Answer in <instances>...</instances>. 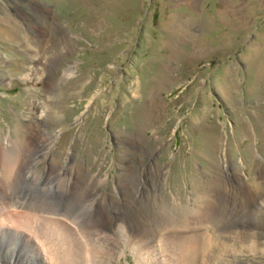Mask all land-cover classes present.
<instances>
[{
  "label": "rangeland",
  "instance_id": "rangeland-1",
  "mask_svg": "<svg viewBox=\"0 0 264 264\" xmlns=\"http://www.w3.org/2000/svg\"><path fill=\"white\" fill-rule=\"evenodd\" d=\"M17 141L24 174L86 189L76 231L110 238L106 264H184L194 233L208 246L197 264H264V0H0V156ZM31 179L16 197L71 194ZM206 202L225 220L195 227ZM163 215L175 225L157 241ZM24 235L4 236L0 264L32 255Z\"/></svg>",
  "mask_w": 264,
  "mask_h": 264
},
{
  "label": "bare ground",
  "instance_id": "bare-ground-1",
  "mask_svg": "<svg viewBox=\"0 0 264 264\" xmlns=\"http://www.w3.org/2000/svg\"><path fill=\"white\" fill-rule=\"evenodd\" d=\"M10 145L11 146L6 153H2L0 156V241L4 239V236L8 237L11 234L12 237H14L19 231H21L25 234L23 236L24 239L22 238L24 244L22 249L25 246H28L31 247L33 251L32 255H27V258L22 259L18 254H15L16 256L13 258V253L15 251L12 248L10 251L9 246L12 245L13 247L14 242L9 243L6 249H9L10 252L8 255V253L4 251L5 257L3 264H88L87 260L91 261V258L92 262L96 264H106L107 261L110 260L108 253L110 250L111 252L113 251L112 246L110 248L108 247L110 238L101 239L90 233L84 234L82 232V234H80L76 231V228L81 226L87 227L88 225L81 223V221L79 222L76 215L77 211L74 213L75 210H71L72 206L77 209L76 207L78 204L81 206L80 209L85 207L84 202L86 199L84 198V191L86 189L83 186L78 185L80 182L75 180V178H65L64 171L55 174L54 172H48L43 179L39 177V175H33L34 173L31 171L24 174V161L26 159L28 160L30 150L26 144H22L20 141L15 143L12 142ZM26 178L27 180L32 178L31 180L35 185L41 183L39 188L41 192L47 191L51 188L50 190L52 191H70L71 194L67 195L64 204L43 201L42 198H38V200H32L34 199L32 197L20 199L19 197H16L15 192L18 190L17 188L20 187V181H22V179L25 180ZM63 179L65 183H63ZM55 187L57 188L55 189ZM76 192L78 195L74 197L73 193ZM91 200L93 201V199ZM91 200H89L90 203H92ZM71 201H73V203ZM204 205L195 210V212H192L193 214L191 212L188 214L191 216V214H197L196 212L199 213V216L195 218V227L205 228L209 224H219L218 222L221 223L222 220H225L224 215L220 218L222 213H224V208L218 209V207L213 206L208 202ZM115 207L116 208L111 205H106L105 209L103 208V213L112 217L114 215V210H117L119 206L115 205ZM82 210L83 209H81V211ZM65 217L69 222L63 220ZM164 217L166 220L161 216L159 217L164 221V224L161 223L162 221L155 223L156 220L152 221L151 219L150 225L148 226V232L152 234V239L154 240L156 239L158 241L160 239L158 237H160L161 230H169V228L173 227L174 223L171 224L172 219H170L169 216ZM99 221L97 224H100ZM102 226L100 224L99 227L101 228ZM108 226L111 228L110 225ZM123 226V224L115 223V227H119L117 228L118 235H115V241L117 243L119 240H122L124 244L130 246L135 253L136 260L141 262L142 257H144L142 256L141 251L144 248V245L142 244L143 242L140 238L134 237L136 238L134 240L133 237L124 235L123 229H121L124 228ZM34 230H36V233ZM96 230H98V228ZM197 234L198 233L187 235L179 240L180 242L178 244L183 250L181 255L184 264H197L200 260V256L208 247L206 242L205 244L202 242L201 235L198 236ZM171 243V240L163 242L162 244L164 246L162 249ZM224 245L226 244L223 243V245H219V247L222 246V248H225ZM259 246L260 243L254 241L250 249L253 252H256L255 250L259 249ZM34 253H37L38 255L35 254L36 256H33ZM144 258L147 260V256Z\"/></svg>",
  "mask_w": 264,
  "mask_h": 264
}]
</instances>
